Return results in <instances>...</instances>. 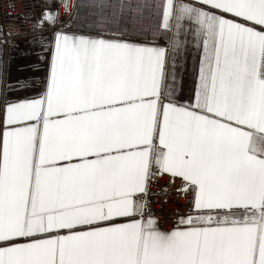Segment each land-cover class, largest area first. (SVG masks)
<instances>
[{
    "label": "snow or ice",
    "instance_id": "obj_1",
    "mask_svg": "<svg viewBox=\"0 0 264 264\" xmlns=\"http://www.w3.org/2000/svg\"><path fill=\"white\" fill-rule=\"evenodd\" d=\"M69 7L45 0L33 23ZM87 7V27L26 41L42 90L0 101V264H264V0ZM164 177L188 205L166 229L149 200Z\"/></svg>",
    "mask_w": 264,
    "mask_h": 264
},
{
    "label": "built area",
    "instance_id": "obj_2",
    "mask_svg": "<svg viewBox=\"0 0 264 264\" xmlns=\"http://www.w3.org/2000/svg\"><path fill=\"white\" fill-rule=\"evenodd\" d=\"M69 4V11L65 12L63 8L60 9L59 23L55 26H45L40 29L35 26L33 21L35 17L40 13V11L45 6V0H0V98L3 97L5 90L8 89L7 84V73L9 66V52L14 46L15 42L19 38H26L41 34L54 33L57 29H62L67 32H72L77 30V25L83 23L87 27L90 19H93V14L87 5L97 2V0H67ZM125 3L128 0H124ZM132 2H141V0H132ZM150 4H158L160 0H147ZM108 8L107 11L112 10V4L115 0H107ZM84 5L83 12L78 14L76 20H72L73 12L71 5ZM33 14L32 20L24 19L28 14ZM121 22H127L129 24L138 25L139 28L144 32L148 41L155 40L156 43L160 42V37L158 35V28L155 23H153L148 18L136 19L121 15ZM94 23H102L99 19H94ZM102 29L97 28L96 31H101ZM143 39V37H142ZM165 187L169 188L167 194L160 192L155 196L156 198H162V203H158V206L164 204L166 208L164 218L162 220V228H169L172 226V222L176 218V213H185L188 209L186 203L187 197L183 194H178L177 189L179 188V181L173 185H168L167 178H160L158 181L154 182L152 186V191L156 192ZM166 197V198H165ZM159 206V207H160ZM163 208V207H162ZM153 212V210H152ZM154 217L161 221L159 213H154Z\"/></svg>",
    "mask_w": 264,
    "mask_h": 264
},
{
    "label": "crops",
    "instance_id": "obj_3",
    "mask_svg": "<svg viewBox=\"0 0 264 264\" xmlns=\"http://www.w3.org/2000/svg\"><path fill=\"white\" fill-rule=\"evenodd\" d=\"M52 39L53 33L41 34ZM41 35L19 38L9 52V66L7 74V99L17 97H31L41 91L47 74L46 60L37 61L35 46L29 45L26 41L38 38ZM160 40L159 44H162ZM192 57H188L183 70L177 68L179 93L186 97L192 84ZM24 82L22 86L18 82Z\"/></svg>",
    "mask_w": 264,
    "mask_h": 264
},
{
    "label": "bare ground",
    "instance_id": "obj_4",
    "mask_svg": "<svg viewBox=\"0 0 264 264\" xmlns=\"http://www.w3.org/2000/svg\"><path fill=\"white\" fill-rule=\"evenodd\" d=\"M8 74V73H7ZM5 99H7V91L5 90V92H4V95H3V97H1L0 98V101H3V100H5ZM149 200H150V207H151V209L153 210V212L154 213H159V217H161L162 219H161V221L163 220V218H164V215H165V211H166V208L167 207H165L164 206V204H166L167 203V200L165 201V203L164 204H162V206H158V203L160 202V203H162V201H163V199L162 198H156L155 199V196H153V195H150L149 196ZM163 207V208H162ZM161 227H162V223H161V225H160Z\"/></svg>",
    "mask_w": 264,
    "mask_h": 264
}]
</instances>
